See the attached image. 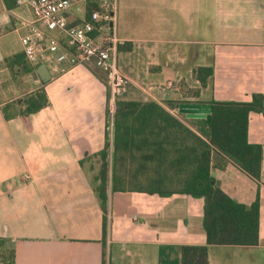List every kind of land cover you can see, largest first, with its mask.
Listing matches in <instances>:
<instances>
[{"label":"crops","instance_id":"obj_1","mask_svg":"<svg viewBox=\"0 0 264 264\" xmlns=\"http://www.w3.org/2000/svg\"><path fill=\"white\" fill-rule=\"evenodd\" d=\"M117 1L118 67L131 81L121 99L155 102L194 133L164 101L247 104L261 95L264 105V0ZM1 2L0 240L14 252V264H181V247L205 246L202 198L112 192L110 183L104 237L96 193L104 162L109 179L114 171L156 177L164 170L127 155L115 166L107 74L62 63L63 72L49 71L50 81L41 82L39 65L26 60L20 44L26 32L20 20L29 12ZM198 67L213 70L205 88L193 78ZM198 88V98L186 94ZM39 90L48 106L25 119L15 116ZM248 141L262 148L258 181L217 154L211 175L238 204L250 207L258 198V245L211 246L208 264H264L263 114H249Z\"/></svg>","mask_w":264,"mask_h":264},{"label":"trees","instance_id":"obj_2","mask_svg":"<svg viewBox=\"0 0 264 264\" xmlns=\"http://www.w3.org/2000/svg\"><path fill=\"white\" fill-rule=\"evenodd\" d=\"M97 9L92 5L88 11ZM211 68H194L192 75L200 88L212 76ZM200 88L186 89L198 98ZM187 100L164 101L169 110H177ZM211 106L210 122L189 120L196 133L189 130L166 109L155 102H134L118 98L114 102V159L157 161L164 172L156 177H124L117 171L109 179L107 163L97 178L96 193L103 213V235L107 234L108 187L112 192H138L161 197L187 195L204 200L203 227L205 246L180 248L181 264H208L211 246L258 245L259 200L250 206L230 199L211 176L212 156L217 154L233 163L252 179L261 174L262 148L248 141V116L251 112L264 115L263 97L254 95L251 103L194 102ZM43 90L27 96L15 116L27 118L48 106ZM102 158L107 154L104 151ZM116 168V167H115ZM0 264H14V252L0 240Z\"/></svg>","mask_w":264,"mask_h":264},{"label":"built area","instance_id":"obj_3","mask_svg":"<svg viewBox=\"0 0 264 264\" xmlns=\"http://www.w3.org/2000/svg\"><path fill=\"white\" fill-rule=\"evenodd\" d=\"M3 1H12L29 12V19H21L19 28L26 31L20 44L31 65L45 64L52 73L63 72L62 63L71 67L93 65L109 77L113 107L115 100L123 97L131 81L118 67L117 51L123 41L117 35V0ZM92 5L97 9L88 11ZM74 14L75 22H71ZM165 87L173 89L174 85ZM139 90L148 95V89Z\"/></svg>","mask_w":264,"mask_h":264},{"label":"water","instance_id":"obj_4","mask_svg":"<svg viewBox=\"0 0 264 264\" xmlns=\"http://www.w3.org/2000/svg\"><path fill=\"white\" fill-rule=\"evenodd\" d=\"M35 75L40 79L41 82L47 83L51 79V74L45 64L39 65V67L35 71ZM180 114L184 115V117L188 120H206L208 123L210 122V105H202V104H181L178 108ZM214 177V174L211 175Z\"/></svg>","mask_w":264,"mask_h":264},{"label":"rangeland","instance_id":"obj_5","mask_svg":"<svg viewBox=\"0 0 264 264\" xmlns=\"http://www.w3.org/2000/svg\"><path fill=\"white\" fill-rule=\"evenodd\" d=\"M80 8V7H79ZM2 9V2H1V0H0V10ZM144 84H146V83H143L142 84V86H144V88H147V87H145V85ZM96 174H98L97 172H96Z\"/></svg>","mask_w":264,"mask_h":264}]
</instances>
